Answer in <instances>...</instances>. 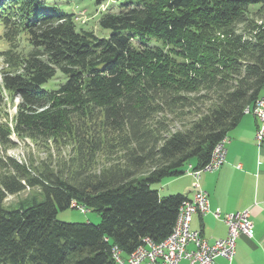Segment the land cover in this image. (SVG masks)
<instances>
[{"label": "trees", "instance_id": "1", "mask_svg": "<svg viewBox=\"0 0 264 264\" xmlns=\"http://www.w3.org/2000/svg\"><path fill=\"white\" fill-rule=\"evenodd\" d=\"M43 7L42 0H0V38L8 45L0 118L8 93L20 99L19 137L78 136L100 114L107 128L129 129L134 147L125 167L98 173L32 175L11 161L13 172L0 175V264H116L115 245L129 255L145 238L166 239L188 199L162 197L152 184L184 175L189 165L204 168L264 96V0H122L101 12L108 37L80 25L75 13ZM55 78L57 86L43 87ZM199 97L209 105L188 126L165 136L144 126L166 105L177 115L199 106ZM9 136L0 119V143ZM28 187L40 197L5 205ZM77 205L97 212L99 224L58 220Z\"/></svg>", "mask_w": 264, "mask_h": 264}, {"label": "rangeland", "instance_id": "2", "mask_svg": "<svg viewBox=\"0 0 264 264\" xmlns=\"http://www.w3.org/2000/svg\"><path fill=\"white\" fill-rule=\"evenodd\" d=\"M44 2V11L50 12H65L72 14L78 12L83 16L80 17L82 22L80 25L95 32L98 37H108L111 33L109 29H103L99 26V18L101 12L108 10L111 6L117 7L122 0H106L102 7L97 5V0H42ZM242 29V28H241ZM2 30H0V35ZM24 48H28L25 40L19 42ZM8 45L0 38V84L3 81L5 72L7 71V63L3 58V52ZM56 77H60L58 71ZM59 79H52L43 87L50 89L55 87ZM5 98L2 104L1 120L7 123L10 129L9 142L6 144L0 143V175L12 173L13 169L11 161H16L20 165H25L31 171L32 175H39L45 169L50 171H62L67 173L72 171H83L88 168L90 173H98L101 170L110 168L114 165L125 167L126 153L133 149L134 145L130 142V130H114L107 128L104 124L102 115L96 114L93 116L87 128H83L81 135H69L60 139H41L33 140L26 137H19L13 132L15 118L18 113V105L20 99L16 96H9L4 93ZM194 97V95H193ZM200 97L197 101L199 106L192 108L182 107L177 111V115L170 111V107L166 105L162 111H158L151 116V119L146 121L145 127L154 128L155 134L161 132L162 136L167 133H174L185 124L194 119L197 110H205L208 103L200 104ZM191 109V110H190ZM163 126H166L162 129ZM93 137L91 143L86 144L83 151L80 152V147L87 142V137ZM95 141V142H94ZM94 142V146L93 143ZM130 142V144H128ZM96 143V144H95ZM92 144V145H91ZM96 147V148H95ZM83 153V155L81 154ZM174 179L167 178L159 183L152 184V189L157 190L162 197L174 195ZM40 197L38 188H26L19 194L8 195L4 201L7 207L15 206L22 200L31 197ZM87 212H82L79 208H68L59 211L57 218L59 221L67 223H92L99 224L100 215L86 207Z\"/></svg>", "mask_w": 264, "mask_h": 264}, {"label": "crops", "instance_id": "3", "mask_svg": "<svg viewBox=\"0 0 264 264\" xmlns=\"http://www.w3.org/2000/svg\"><path fill=\"white\" fill-rule=\"evenodd\" d=\"M258 126L257 118L249 112L228 133L226 162L215 172L201 174L200 185L209 194L210 212L193 215L191 222L193 230L213 243L228 234L227 225L213 215L216 209L223 214L250 210L254 237L237 239L232 264H264V144L257 143ZM173 183L174 194L193 197V178L189 174L175 178ZM214 264L229 262L218 258Z\"/></svg>", "mask_w": 264, "mask_h": 264}, {"label": "built area", "instance_id": "4", "mask_svg": "<svg viewBox=\"0 0 264 264\" xmlns=\"http://www.w3.org/2000/svg\"><path fill=\"white\" fill-rule=\"evenodd\" d=\"M252 114L259 123L256 140L261 146L264 144V97L259 104H255ZM226 142L215 146L212 158L204 168L194 169L192 165L187 168L186 173L193 178L194 194L181 205L172 233L161 242L145 238L143 244L129 255H125L123 250L115 245L112 254L116 264H214L218 258H224L232 264L237 239L240 236L249 239L254 237L250 210L223 214L220 209H216L213 215L227 225L228 234L213 243L204 238L200 231L191 228L193 215H205L210 212L209 194L200 185L201 174L215 172L226 162ZM75 208L87 212L83 206L77 205Z\"/></svg>", "mask_w": 264, "mask_h": 264}, {"label": "bare ground", "instance_id": "5", "mask_svg": "<svg viewBox=\"0 0 264 264\" xmlns=\"http://www.w3.org/2000/svg\"><path fill=\"white\" fill-rule=\"evenodd\" d=\"M264 97V96H263ZM263 97H261L260 99H258L257 100V102H256V104H259L261 101H262V98ZM246 113H249V112H254V108L252 109V110H250V109H247L246 111H245ZM221 142H226V139H224V140H222ZM220 143V142H219ZM219 143L217 144V145H219Z\"/></svg>", "mask_w": 264, "mask_h": 264}]
</instances>
